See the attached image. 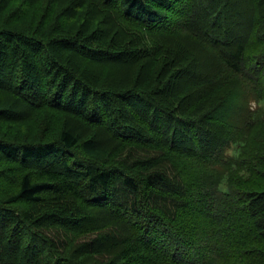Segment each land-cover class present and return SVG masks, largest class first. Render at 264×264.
Listing matches in <instances>:
<instances>
[{
    "label": "trees",
    "instance_id": "1",
    "mask_svg": "<svg viewBox=\"0 0 264 264\" xmlns=\"http://www.w3.org/2000/svg\"><path fill=\"white\" fill-rule=\"evenodd\" d=\"M0 264H264V0H0Z\"/></svg>",
    "mask_w": 264,
    "mask_h": 264
},
{
    "label": "rangeland",
    "instance_id": "2",
    "mask_svg": "<svg viewBox=\"0 0 264 264\" xmlns=\"http://www.w3.org/2000/svg\"><path fill=\"white\" fill-rule=\"evenodd\" d=\"M246 20L247 19H243L242 21L244 22ZM251 108L252 109L256 108V104L254 102L251 104ZM30 117L33 120H31V122H28L27 124H16L18 126L13 125V126L1 127L3 129L2 134L3 135H9V136L12 135L13 137L15 136L16 138L25 139V137H29V136H31V137H34L36 135L40 136V134L42 133V130H44V129L47 130V126H48L49 128H51L49 130V133L54 135V136L57 135L58 123L62 121L61 117L60 118H52V117H50L49 113L44 111V110H41L38 113H36ZM68 118H70V117H68ZM69 121H70V125L68 123H65V121H64V125L66 126L67 129H72L74 131V133L79 135L80 139H84L86 137L93 136L95 134L97 140L100 141L102 145L111 146V142L108 141V136L106 135V133L103 130L100 129V130H98V132L95 133V131H93V130L86 129L85 126H83L81 123L74 120L73 118H70ZM31 132L34 134L30 135ZM46 133L47 132L45 131L44 134H46ZM128 154L129 153H127V155ZM139 155H142L144 157H146V156L156 157L157 156L155 153H149V152H147V153L138 152L136 156H139ZM123 156H122V158H123ZM158 156H159V154H158ZM131 159H133V160H131V162H132V165H134V163H136L135 158L133 157ZM120 194L121 195L128 194L127 195L128 197H132V195H133L127 189H122V193H120ZM122 198H123V201H125V202L131 201V199L127 198L126 196H122ZM158 203H163V201L159 200ZM43 213H44V211L39 210L38 216H42ZM42 218L44 221L41 223V226L38 227L37 231L40 234L46 233V235L45 234L44 235L47 238H49L52 241V243H55L57 245H61L62 242L66 243V241H65L66 235L63 231L64 229H62L61 226H59L57 228L56 227L50 228V227H47L45 224V222H47L49 220H50V222L54 221V223L55 222L60 223V222L58 220H52L51 218H46V216H42ZM69 225L73 228V226H77L78 224L69 223ZM110 229L111 230H105L104 233L115 231L113 228H110ZM98 236H100L99 232L95 233V234L94 233L88 234V235H85V236L79 238L78 240H76L74 242V244H76V246H77L80 243H82V244L84 242L89 243V242H91V240L93 241V240L97 239ZM70 242H72V241H70ZM97 258L100 260H106L109 258V255L102 254V255H98Z\"/></svg>",
    "mask_w": 264,
    "mask_h": 264
}]
</instances>
